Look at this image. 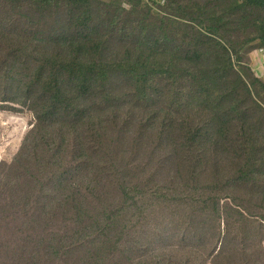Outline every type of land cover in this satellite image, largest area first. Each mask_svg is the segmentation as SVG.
<instances>
[{"label":"trees","instance_id":"obj_1","mask_svg":"<svg viewBox=\"0 0 264 264\" xmlns=\"http://www.w3.org/2000/svg\"><path fill=\"white\" fill-rule=\"evenodd\" d=\"M23 1L35 15V29H25L30 37L20 34L13 44L0 31V113L28 123L12 158L20 156L24 174L40 186L52 183L50 168L70 151L86 180L69 203L75 221L88 225L53 238L55 258L68 256L66 241L143 247L147 230L140 228L160 222L158 234L167 238L191 224L197 245L216 242L212 260L183 249L178 264H215L217 243L239 232L242 243L261 241L264 262V78L250 62L257 56L244 61L242 54L257 42L264 59V0L7 5ZM137 158L145 163L133 166L139 172L128 166ZM105 179L112 185L101 189ZM186 179L198 183L193 194H214L187 200ZM57 185L67 193L64 182ZM33 197L10 208L27 211ZM140 259L176 263L160 249Z\"/></svg>","mask_w":264,"mask_h":264},{"label":"rangeland","instance_id":"obj_2","mask_svg":"<svg viewBox=\"0 0 264 264\" xmlns=\"http://www.w3.org/2000/svg\"><path fill=\"white\" fill-rule=\"evenodd\" d=\"M150 3L152 8L156 7L151 1ZM33 17L34 12L27 2L23 1L10 8L7 0H0V31L9 42L15 44L20 34L26 38L30 37V32L25 29H35L31 23ZM46 20L50 23L48 16ZM114 40L115 38H112L111 44H106L108 55H112L116 45ZM257 46V42L249 45L242 54L244 61L249 55L250 58L253 55L257 56L256 60L252 59L250 62L255 73L264 78V59ZM31 47L35 52V47L33 45ZM27 126V120L23 116L0 113V141L7 140L9 146L5 147L4 143H0V264H138L139 260L142 261L140 258L158 252L159 249L167 252L168 257L174 258L177 264L184 258L182 254L186 251L183 249L191 254L200 251L202 258L212 260V249L216 245L213 238L212 242H205V249L200 247L194 238L200 234L191 224L183 228L181 234L174 236L170 233L172 237L167 238L165 234H158L162 226L160 222L157 223L158 226L147 225V228H140L138 234L147 230V237L141 241L143 247L136 249L129 240H124L118 244L116 251L109 244L98 246L100 244L97 240H94L95 245L90 246L83 241L73 245L66 241L62 252L68 256L55 258L49 247L53 238L71 235L76 233L75 229L84 230L88 225L86 221L82 223L75 221V211L69 203L71 201L74 204L72 198L81 190L85 191V172L82 167H78L70 151H67V160L63 159L56 167L50 168L48 176L53 177L52 183L42 179L40 186L35 184L24 174L26 167L20 156L12 158L19 151V142L23 140ZM92 140L96 141L97 138L92 136ZM88 142L91 140L88 139ZM63 154L64 149H58L60 158ZM50 161L52 162V159ZM143 162L144 159L141 158L133 159L132 162L129 161L128 166L139 172L133 169V166H144ZM57 180L68 186L67 193L59 190ZM107 182L112 185L109 179L97 184L102 189ZM197 186L195 180L186 179L187 200L201 202V195L207 198L214 194L212 190H207V193L201 190L199 195L193 194V189ZM31 195L34 197L30 200L27 211L10 208L14 199L29 198ZM56 204L57 206H54ZM260 243L261 241L253 244L246 241L242 243L240 232L235 237L233 234H227L220 243H217L221 251L215 264H264L263 257L259 255L257 249ZM105 258L107 260L102 263L101 260ZM176 263L169 261V264Z\"/></svg>","mask_w":264,"mask_h":264},{"label":"built area","instance_id":"obj_3","mask_svg":"<svg viewBox=\"0 0 264 264\" xmlns=\"http://www.w3.org/2000/svg\"><path fill=\"white\" fill-rule=\"evenodd\" d=\"M262 52L264 53V50H262Z\"/></svg>","mask_w":264,"mask_h":264},{"label":"clouds","instance_id":"obj_4","mask_svg":"<svg viewBox=\"0 0 264 264\" xmlns=\"http://www.w3.org/2000/svg\"><path fill=\"white\" fill-rule=\"evenodd\" d=\"M162 1H164V0H162Z\"/></svg>","mask_w":264,"mask_h":264}]
</instances>
